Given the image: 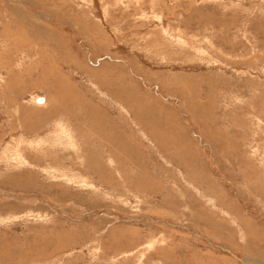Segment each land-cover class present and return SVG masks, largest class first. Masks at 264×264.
I'll use <instances>...</instances> for the list:
<instances>
[{
    "label": "rangeland",
    "instance_id": "obj_1",
    "mask_svg": "<svg viewBox=\"0 0 264 264\" xmlns=\"http://www.w3.org/2000/svg\"><path fill=\"white\" fill-rule=\"evenodd\" d=\"M263 98L264 0H0V264H264Z\"/></svg>",
    "mask_w": 264,
    "mask_h": 264
},
{
    "label": "bare ground",
    "instance_id": "obj_2",
    "mask_svg": "<svg viewBox=\"0 0 264 264\" xmlns=\"http://www.w3.org/2000/svg\"><path fill=\"white\" fill-rule=\"evenodd\" d=\"M186 41V40H185ZM180 42V41H179ZM181 44V43H180ZM233 63V62H232ZM101 65V64H100ZM103 65V64H102ZM264 99V98H263ZM44 101H45V98H44ZM36 102H38L37 101V99H36ZM46 102V101H45ZM196 103V102H195ZM264 105V104H263ZM61 106V105H60ZM59 107V106H58ZM260 112V111H259ZM254 115V114H253ZM59 116V115H58ZM255 116V115H254ZM55 117H57V116H55ZM258 120V119H257ZM260 121V120H259ZM56 122V121H55ZM57 123V122H56ZM59 123V122H58ZM57 123V126H59V131H60V133H61V135L62 136H57V137H55L54 139H53V141H56V143H55V146H57L58 145V147L59 146H65L66 147V145H68V146H70V147H76V145H77V141H76V139L74 138V135L73 134H71L68 130H66V128H65V126L63 125V124H60V125H62V127H61V129H60V125ZM53 124V123H52ZM55 125V124H54ZM78 140V139H77ZM42 144V143H41ZM113 146V145H112ZM61 148V147H60ZM58 149V148H57ZM53 150V149H52ZM109 151V150H108ZM14 154L16 155V156H19L20 155V153H19V150H17V149H15L14 150ZM109 156V155H108ZM23 162V161H22ZM26 162V161H25ZM24 162V163H25ZM20 163V162H19ZM23 163V164H24ZM18 164V163H17ZM20 165H22V163L20 164ZM19 165V166H20ZM25 165V164H24ZM56 171V170H55ZM71 171V170H70ZM65 174V173H64ZM83 180V179H82Z\"/></svg>",
    "mask_w": 264,
    "mask_h": 264
},
{
    "label": "water",
    "instance_id": "obj_3",
    "mask_svg": "<svg viewBox=\"0 0 264 264\" xmlns=\"http://www.w3.org/2000/svg\"><path fill=\"white\" fill-rule=\"evenodd\" d=\"M37 101H38L39 103H42V102L44 101V98H38Z\"/></svg>",
    "mask_w": 264,
    "mask_h": 264
}]
</instances>
